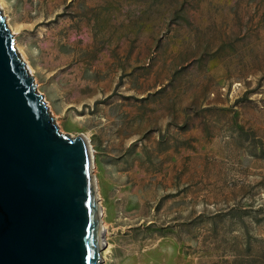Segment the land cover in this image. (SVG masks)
<instances>
[{
    "label": "rangeland",
    "instance_id": "obj_1",
    "mask_svg": "<svg viewBox=\"0 0 264 264\" xmlns=\"http://www.w3.org/2000/svg\"><path fill=\"white\" fill-rule=\"evenodd\" d=\"M0 1L60 131L95 152L103 264H264V0Z\"/></svg>",
    "mask_w": 264,
    "mask_h": 264
},
{
    "label": "water",
    "instance_id": "obj_2",
    "mask_svg": "<svg viewBox=\"0 0 264 264\" xmlns=\"http://www.w3.org/2000/svg\"><path fill=\"white\" fill-rule=\"evenodd\" d=\"M94 161L60 131L0 7V264H103Z\"/></svg>",
    "mask_w": 264,
    "mask_h": 264
},
{
    "label": "bare ground",
    "instance_id": "obj_3",
    "mask_svg": "<svg viewBox=\"0 0 264 264\" xmlns=\"http://www.w3.org/2000/svg\"><path fill=\"white\" fill-rule=\"evenodd\" d=\"M48 1L49 0H41V7L45 6ZM0 7L3 8V4L1 3V1H0ZM78 15L81 17V14H78ZM82 16H84V15H82ZM85 17H87L88 19H91V21L93 23V24L90 25V32H89L88 38H95L96 41L100 42V43L103 42L105 39H108V40L111 39V37L113 35V27H114L112 22H107L106 21V22L102 23L98 13H93L91 15H86V16H84V18ZM82 25H85V24H83L81 22V19L79 20V18H77L71 24V29L69 30V36H68V39L70 40V43H66L68 45H63L61 47L62 51H64L67 54L71 55L76 60L81 58L80 48L83 45H82V43L79 44V42H82V37H81L80 33H78L77 29H78L79 26L81 27ZM10 29H11L13 34H16L15 31L12 28H10ZM106 32H107V37L105 38L104 33H106ZM18 49L19 48H17V51H18ZM22 59H23V57H22ZM23 61L26 62L24 59H23ZM26 67H27V65H26ZM27 69L30 72V74L32 75L33 71L29 67H27ZM85 138L89 142V139L87 137H85ZM173 144H174V147H177L178 142L174 141ZM89 145H90V143H89ZM90 149H91V153L93 155V161H94L95 152L92 149L91 145H90ZM144 166H146V165H144ZM99 204H100V212H101V230H102L101 232H102V246H103L102 255H103V260H104L106 255L109 253V250L111 249V246L108 244V238H107L108 237V231H107L106 226L103 223L104 211H103V206L100 203V198H99Z\"/></svg>",
    "mask_w": 264,
    "mask_h": 264
}]
</instances>
